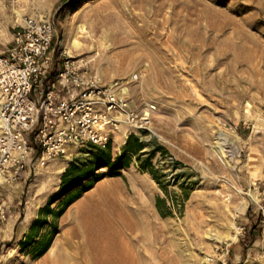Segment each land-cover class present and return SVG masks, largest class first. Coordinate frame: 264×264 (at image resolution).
Listing matches in <instances>:
<instances>
[{"label":"rangeland","instance_id":"374dc122","mask_svg":"<svg viewBox=\"0 0 264 264\" xmlns=\"http://www.w3.org/2000/svg\"><path fill=\"white\" fill-rule=\"evenodd\" d=\"M42 14L54 23L53 62L84 58L135 108L152 106V126L131 133L137 156L123 151L126 128L106 149L33 155L1 189L0 264H59L75 208L107 185L134 209L138 183L149 201L142 264H264V0H0V46L16 18Z\"/></svg>","mask_w":264,"mask_h":264},{"label":"built area","instance_id":"2783aa9c","mask_svg":"<svg viewBox=\"0 0 264 264\" xmlns=\"http://www.w3.org/2000/svg\"><path fill=\"white\" fill-rule=\"evenodd\" d=\"M53 38L50 15H22L0 46V230L7 219L1 189L20 180L33 155L44 163L85 144L106 149L121 128L128 138L152 126L153 107L135 108L117 83L91 75L84 58L63 51L53 62Z\"/></svg>","mask_w":264,"mask_h":264},{"label":"bare ground","instance_id":"6f19581e","mask_svg":"<svg viewBox=\"0 0 264 264\" xmlns=\"http://www.w3.org/2000/svg\"><path fill=\"white\" fill-rule=\"evenodd\" d=\"M72 45L77 46L79 42L73 39ZM64 167H57L49 176L62 172ZM138 184L135 189L137 197L134 209L127 205L128 197L119 201L116 197L110 198L115 193L107 185L101 186L87 204H80L75 208V215L70 214V229L64 238L57 242L63 251L59 264H142L145 249L142 246L141 218L143 213L149 211V204L148 200L144 199V191L147 189ZM249 195L255 202L253 193ZM109 209L117 218L137 215L140 220L130 224L119 223L112 219ZM43 264H51V259L47 256Z\"/></svg>","mask_w":264,"mask_h":264},{"label":"trees","instance_id":"16d2710c","mask_svg":"<svg viewBox=\"0 0 264 264\" xmlns=\"http://www.w3.org/2000/svg\"><path fill=\"white\" fill-rule=\"evenodd\" d=\"M143 146L142 143L139 142L138 138L135 136H132L131 134L128 136L127 138V142L123 148L124 153L131 155V156H137L139 154V152L142 150ZM108 166V165H106ZM122 165L119 164H115L114 167H120ZM72 172V169H67V171L64 173V175L62 176V182L65 183L66 178L68 176V174H70ZM93 175V173H88L84 179L83 178H76L74 180V182L72 184H76L77 181L79 180H85L90 178ZM65 185V184H64ZM70 187L75 186V185H69Z\"/></svg>","mask_w":264,"mask_h":264},{"label":"crops","instance_id":"0c3cea01","mask_svg":"<svg viewBox=\"0 0 264 264\" xmlns=\"http://www.w3.org/2000/svg\"><path fill=\"white\" fill-rule=\"evenodd\" d=\"M29 16H31V15H29ZM17 19H18V18H16L15 20H17ZM14 23H15V22H14ZM14 23H13V24H14ZM13 24H12V25H13ZM12 27H13V26H12Z\"/></svg>","mask_w":264,"mask_h":264}]
</instances>
